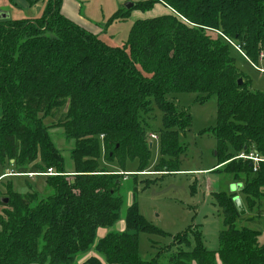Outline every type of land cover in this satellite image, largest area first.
Masks as SVG:
<instances>
[{
    "label": "trees",
    "instance_id": "16d2710c",
    "mask_svg": "<svg viewBox=\"0 0 264 264\" xmlns=\"http://www.w3.org/2000/svg\"><path fill=\"white\" fill-rule=\"evenodd\" d=\"M63 2L48 0L37 19L0 21V171L3 176L49 169L58 174L45 177L46 197L33 189L17 193L10 184L0 197V264H76L89 253L95 256L82 264H164L166 251L178 247L166 264H217L218 258L222 264H264L259 232L239 226L236 196L226 193L213 194L223 221L218 252L200 246L185 252L182 246L190 242L184 234L144 261L139 234H166L144 219L136 203L127 208L123 232L96 237L99 228L119 221L123 183L134 178L135 200L139 174L151 166L148 139L154 133L147 131V121L155 107L163 127L155 173L180 172L179 139L192 118L179 112L168 98L173 94H196L201 103L216 98V171L224 166L228 179L243 186L247 212L261 206L264 164L255 173L249 162L232 159L253 150L264 156V93L253 90L239 72L232 51L240 52L209 31H219L251 65L264 69V0L138 3L110 21L126 20L133 10L148 12L156 4L173 14L135 22L123 47L109 46L66 18ZM49 119L52 127L45 124ZM52 128L73 143L70 170L52 140ZM103 154L108 164L122 169L137 161L138 175L103 168ZM156 182L142 183L146 189Z\"/></svg>",
    "mask_w": 264,
    "mask_h": 264
},
{
    "label": "rangeland",
    "instance_id": "374dc122",
    "mask_svg": "<svg viewBox=\"0 0 264 264\" xmlns=\"http://www.w3.org/2000/svg\"><path fill=\"white\" fill-rule=\"evenodd\" d=\"M31 1L35 2L30 7L29 0H20L18 3L20 8L10 9L12 14L17 11L18 17L16 18L19 19L42 16L48 0ZM106 1L109 3L112 0H80L83 7L82 14L104 31L103 36L111 40L113 44L121 46L127 41L134 23H132L131 19L111 22L113 15L105 18L102 10L106 7ZM9 2L15 5L14 0H9ZM119 8L124 9V7ZM209 35L216 37L215 33H209ZM232 56L239 72L250 81L252 88L264 93V75L255 70L235 50L232 51ZM168 98L176 104L179 112H187L192 118L190 130L182 134L179 139V144L183 148V152L178 159V170L180 172L157 169L161 171L155 173V167L161 161L160 135L158 132L163 128L162 114L155 107L154 113H152L151 117H148L149 120L147 121V131L154 133L158 137L157 141L152 140L150 136L148 139L153 148L151 166L147 171L155 174L138 177V193L135 200L133 198L134 178L129 177L123 183L122 191L125 196V205L121 210L119 221L111 228H99L96 232L97 239H100L110 232H116V230L119 232L124 231L127 208L136 203L139 213L144 219L166 234L165 236L147 233L139 234L140 254L144 261L153 259L163 248L173 246L175 240L184 234H188L190 242L189 245L182 246L185 252H195L198 246L203 247L207 251L218 252L220 249L219 234L223 228V221L215 206L216 202L213 194L226 193L235 195V198L241 199L242 203H244L243 205H246L245 197L241 193L243 186L228 179L227 175L224 174V166L220 171H213V168L219 164L215 155L217 141L212 133V129L217 126L218 107L216 98L213 97L206 103H201L196 94H173L169 95ZM1 115L2 111L0 109V117ZM45 124L52 127L50 119L46 120ZM50 134L56 148L65 160L66 168L68 170L72 169L71 150L73 149V143L67 142L61 129L52 128ZM100 164L103 168L118 175L125 173L128 176H134L138 175L140 170L137 161L129 163L125 169L120 168L117 164H108L104 154L101 157ZM202 171H209L210 174L203 176L201 174ZM0 172L4 171L1 170ZM154 180L157 182L145 189V184L142 182ZM9 184L15 192L27 193L29 189H33L43 197L48 196L50 193L46 187L45 178L35 177L32 179L27 176H20L5 179L3 183H0V197L5 196ZM2 209L0 208V213ZM261 211H264V199L262 205L254 213L247 212L246 208L244 214L240 213L242 218L239 226L259 231V242L264 245V216H262ZM254 215H256L255 220L259 221L257 226L249 222V219L253 218ZM177 252H179V247L174 248L172 252L170 250L166 251L162 262L164 264L168 263L170 254H176ZM90 255L93 256L94 254ZM83 261H77L76 264H80ZM219 261L220 259L218 258L217 264L221 262Z\"/></svg>",
    "mask_w": 264,
    "mask_h": 264
},
{
    "label": "crops",
    "instance_id": "0c3cea01",
    "mask_svg": "<svg viewBox=\"0 0 264 264\" xmlns=\"http://www.w3.org/2000/svg\"><path fill=\"white\" fill-rule=\"evenodd\" d=\"M20 0H14V4H11L9 2V0H0V14L1 13H5V14H8L10 19L12 20H22V19H37V18H22V19H19V18H16L18 17V13L17 11H14L15 13L12 14V9H18L20 8L18 6V3H19ZM30 1V7L33 6V3L35 1ZM147 1H151V0H112L110 1L109 3H107L108 1H106V10L105 8H103L102 10V14L104 15V17H111L112 15L114 16L115 12L119 11V10H122L121 8L119 7H124V9L126 10L125 8V5L127 2H132L134 4H138V3H143V2H147ZM9 2V3H8ZM9 4V5H8ZM11 9V10H10ZM115 11V12H114ZM62 12L63 14L65 15L66 18H68L69 20H71L72 22H74L75 24L79 25L80 27L84 28L85 30L89 31V32H92L93 34L97 35L102 41H104L106 44H108L109 46H112V47H123L125 45L126 42H124L121 46H118L116 44H113L111 42V40H109L108 38H106L105 36H103V32L102 29H100L98 27V25L94 24L93 21L89 20L86 18V16L83 13V7H82V4L80 2V0H64L63 2V6H62ZM90 14V13H89ZM87 14V15H89ZM173 14V11L168 8V7H165L164 5L162 4H156L152 10L148 11V12H142V11H139V10H133L131 11V14L129 16V18H127L126 20H129L131 19L133 22L132 23H135L139 20H146V19H154V18H157V17H162V16H167V15H172ZM15 15V16H13ZM20 15V14H19ZM93 15V14H92ZM41 17V16H40ZM39 18V17H38ZM122 21H125V20H122ZM102 36V37H101ZM240 54V53H239ZM242 56V58L250 64V62L247 60L246 57L243 56V54L241 53L240 54ZM251 65V64H250ZM255 70H258L261 74L264 75L263 72H261L259 69H257L255 66L251 65ZM253 89V88H252ZM254 90V89H253ZM256 91V90H255ZM220 167H215L213 168V171H216L217 169H219ZM209 171H202L201 174L203 176L207 175V174H210V172L208 173ZM5 172H0V183H3L5 179H8V178H11V177H20V176H27L29 178H38V177H41V176H35V177H30L28 175H15V176H10V175H4ZM197 174V173H196ZM2 176V177H1ZM141 176V175H140ZM45 178V177H43ZM17 193H21V192H17ZM21 194H24V193H21ZM262 205V204H261ZM262 212V216H264L263 212L264 211H261ZM254 213V212H253ZM1 214V213H0ZM255 216L251 219H254L255 220ZM250 222V221H249ZM251 224H254L255 226H257L259 224V221L257 222V224L255 223H252ZM253 229V228H251ZM254 230V229H253ZM117 231V230H116ZM257 231V230H255ZM119 232V231H118ZM123 232V231H122ZM259 232V231H257ZM106 236V235H105ZM104 236V237H105ZM104 237H101L100 239L104 238ZM259 237H260V232H259ZM258 242H259V239H258ZM259 245L263 246L262 244H260L259 242ZM90 254H93V253H89L88 255H83L82 257H80L77 261L80 262L82 260L86 261L88 258H90L92 255ZM95 256V255H93ZM83 261V262H84ZM82 262V263H83ZM220 262V261H219ZM80 263V264H82ZM219 264H222L221 262Z\"/></svg>",
    "mask_w": 264,
    "mask_h": 264
},
{
    "label": "built area",
    "instance_id": "2783aa9c",
    "mask_svg": "<svg viewBox=\"0 0 264 264\" xmlns=\"http://www.w3.org/2000/svg\"><path fill=\"white\" fill-rule=\"evenodd\" d=\"M209 33H215L216 36H221L223 37L228 43H230L233 47H235L236 50H238L240 53L241 50L238 46H236L234 43H232L229 39H227L226 37H224L219 31H209ZM261 72L264 73V69H259ZM150 138L152 140L157 141L158 137L155 134L150 135ZM245 161V162H249L251 167L253 168V171L256 173L260 170V167L264 164V156L261 155L260 153H258L257 151L253 150V151H249V152H243L240 153L239 155H237L234 159H232V161ZM154 172H143L140 173L139 175L141 176H150V175H154ZM10 176H13L14 174H9ZM58 174H56L52 169H49L46 173H41V174H30V177H35V176H41V177H48V176H57Z\"/></svg>",
    "mask_w": 264,
    "mask_h": 264
},
{
    "label": "water",
    "instance_id": "95a60500",
    "mask_svg": "<svg viewBox=\"0 0 264 264\" xmlns=\"http://www.w3.org/2000/svg\"><path fill=\"white\" fill-rule=\"evenodd\" d=\"M134 5H135V4L132 3V2H127V3L125 4V8H126V10H131V9L134 7ZM9 18H10V17H9L8 14H5V13H1V14H0V21H1V20H5V19H9ZM242 83H243V81L240 80V81H239V84L242 85ZM150 147L152 148V145H150ZM3 202H4V203H8V199H3ZM234 203H235V205H236V207H237L239 213L244 214V213H245V207H244V205H243L241 199H239V198H235V199H234Z\"/></svg>",
    "mask_w": 264,
    "mask_h": 264
}]
</instances>
